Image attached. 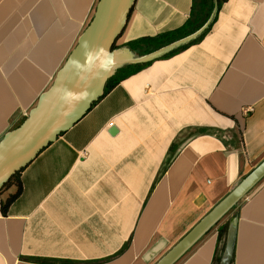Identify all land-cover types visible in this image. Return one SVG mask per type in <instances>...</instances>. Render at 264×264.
Returning <instances> with one entry per match:
<instances>
[{"label":"crops","instance_id":"crops-1","mask_svg":"<svg viewBox=\"0 0 264 264\" xmlns=\"http://www.w3.org/2000/svg\"><path fill=\"white\" fill-rule=\"evenodd\" d=\"M97 1L0 0V138L51 85ZM134 2L114 48L168 49L124 64L23 167L6 208L16 185L0 191V264H155L264 161V0ZM231 222L229 264H264V178L174 264H216Z\"/></svg>","mask_w":264,"mask_h":264},{"label":"water","instance_id":"water-1","mask_svg":"<svg viewBox=\"0 0 264 264\" xmlns=\"http://www.w3.org/2000/svg\"><path fill=\"white\" fill-rule=\"evenodd\" d=\"M135 0H98L90 21L77 39L51 85L38 96L25 119L0 138V189L48 144L71 127L104 93L107 80L126 63L151 59L168 48L132 58L114 44ZM112 127L110 133H115ZM262 178L264 161L243 178L155 264H174ZM231 222L216 264H229L235 240Z\"/></svg>","mask_w":264,"mask_h":264},{"label":"trees","instance_id":"trees-1","mask_svg":"<svg viewBox=\"0 0 264 264\" xmlns=\"http://www.w3.org/2000/svg\"><path fill=\"white\" fill-rule=\"evenodd\" d=\"M223 1H225V0H216V3H217V5L219 6V4H221ZM209 27L210 26H208L200 35H199V37L197 38V39H199V38H201L202 36H203V34L209 29ZM178 31H180V30H178ZM178 31L176 30L175 32L173 31V32H170V33H168L167 34V36H172V35H175L176 33H178ZM170 53H168V54H165V55H162V57H165V56H167V55H169ZM145 64H147V63H144L143 65H145ZM143 65H141V66H143ZM121 75H123V73H122V68L121 69H119L112 77H110L108 80H107V82H106V84H105V87H104V93L102 94V97L104 96V94L106 93V92H108L112 87H114L118 82H119V80H120V76ZM127 75V74H126ZM100 99V98H99ZM95 103V102H94ZM93 103V104H94ZM92 104V105H93ZM22 169H23V167L20 169V170H18L16 173H14L10 178H9V180L7 181V183H9L8 185H10L11 183H14L15 185H16V190H15V192L14 193H12V194H10L5 200H4V202H3V204H2V207L3 208H6L8 205H9V203H11V201H13L18 195H19V193H20V191H21V185H20V181H19V175H20V173H22L21 171H22ZM7 186H5V185H3V187L0 189V191H2L4 188H6Z\"/></svg>","mask_w":264,"mask_h":264},{"label":"rangeland","instance_id":"rangeland-1","mask_svg":"<svg viewBox=\"0 0 264 264\" xmlns=\"http://www.w3.org/2000/svg\"><path fill=\"white\" fill-rule=\"evenodd\" d=\"M8 184H9V183L5 182V184H4V185H5V186H8Z\"/></svg>","mask_w":264,"mask_h":264}]
</instances>
